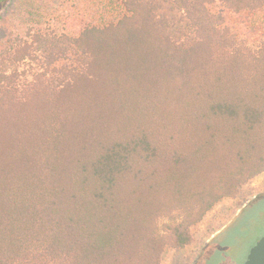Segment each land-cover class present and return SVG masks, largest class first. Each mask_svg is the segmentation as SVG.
<instances>
[{"label": "trees", "instance_id": "1", "mask_svg": "<svg viewBox=\"0 0 264 264\" xmlns=\"http://www.w3.org/2000/svg\"><path fill=\"white\" fill-rule=\"evenodd\" d=\"M120 1L60 38L74 64L52 51L22 80L28 40L0 61V264H161L264 172V32L250 44L218 13L264 0Z\"/></svg>", "mask_w": 264, "mask_h": 264}, {"label": "rangeland", "instance_id": "2", "mask_svg": "<svg viewBox=\"0 0 264 264\" xmlns=\"http://www.w3.org/2000/svg\"><path fill=\"white\" fill-rule=\"evenodd\" d=\"M162 11L174 16L179 29L185 27L188 30V23L179 8L173 9L163 4ZM125 13L120 0H0V17L10 25L6 27L1 20L0 40L3 46L1 50L0 45V61L13 52L21 41L36 43V54L40 61L26 57L14 67L22 75V80L32 81L44 70L45 67L41 69L39 64L52 51V59L59 67L74 64L78 59L75 51L68 50V43L60 38L72 37L89 24L100 26L117 21ZM218 13L248 43L258 42L262 37L264 10L229 15L220 10ZM8 31L12 34L5 35L3 39ZM35 32L41 35L38 40ZM8 39H12L14 44ZM47 76L51 81H56L61 73L48 71ZM262 237L264 172L245 185L236 197L219 202L196 226L192 243L183 248L168 249L161 264H244L251 249Z\"/></svg>", "mask_w": 264, "mask_h": 264}, {"label": "water", "instance_id": "3", "mask_svg": "<svg viewBox=\"0 0 264 264\" xmlns=\"http://www.w3.org/2000/svg\"><path fill=\"white\" fill-rule=\"evenodd\" d=\"M244 264H264V237L251 249Z\"/></svg>", "mask_w": 264, "mask_h": 264}]
</instances>
